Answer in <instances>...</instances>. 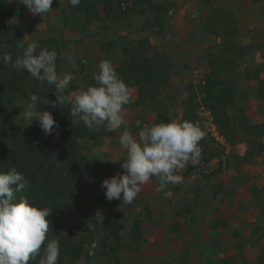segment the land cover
<instances>
[{
  "label": "rangeland",
  "instance_id": "rangeland-1",
  "mask_svg": "<svg viewBox=\"0 0 264 264\" xmlns=\"http://www.w3.org/2000/svg\"><path fill=\"white\" fill-rule=\"evenodd\" d=\"M157 1L169 6V11L162 16L161 31L151 27V12L146 11L141 15L128 12L125 3L121 9L112 12L105 10L106 6L98 2L96 8L101 14L100 19L84 24L80 15L69 11L67 0H53L50 12L42 16L30 13L17 0H8V11L1 18L21 31L20 43L36 41L42 48L57 52L58 74L62 77L64 73L71 72L75 77L65 91L66 102L72 93L95 84L93 76L98 72L101 61L108 60L113 67L116 66L124 59L122 46H130L140 37L149 38L155 52L198 54L199 62H204L207 51L221 41L218 42V37L201 29L210 4L220 5L234 14L241 31L236 36L237 41L251 44V49L244 54L264 56V0ZM67 55L74 56L77 68H73L66 59ZM242 60L239 59V65ZM20 92L13 99L0 96V114L6 116L9 122L26 129L30 122L23 121L21 117L30 96L29 86L23 85ZM192 92L193 88L188 81L174 90L166 87L157 104L160 112L167 111L171 120H180V114L185 110L183 100ZM138 109L133 102L125 106L126 111L135 114ZM228 111L231 118L235 119L236 109L231 107ZM149 112L155 115L152 110ZM140 122L143 123L142 120ZM141 123L140 127L143 126ZM125 124L134 136L140 130L136 119L131 122L125 120ZM195 124L199 126L198 122ZM91 130L103 133L101 143L95 145L91 141L82 140L80 147L88 157L97 158L108 170V173L100 175V179L123 172L120 163L126 153L118 140L124 126L112 133L106 132L103 127ZM243 140L236 136L228 143L233 146ZM200 146V162L189 163L180 172L182 183L170 184L173 187H166L161 194L156 191L158 182L154 185L152 178L142 186V191L133 203L123 204L115 200L123 243L118 252L119 264H264V186L260 191L258 189L262 181L260 178H252L251 185L240 191V204L237 202L234 206L231 202L234 197L231 189L223 191L222 183L220 188L215 186L218 185L216 180L221 175L220 171L235 167L239 160L237 154L231 151L229 157H223L222 150L206 134ZM190 173H194V181L186 179ZM229 173L227 180L238 174L232 171ZM222 191L229 194L228 201L221 196ZM135 220L139 221L141 238L132 242L129 234ZM189 244L199 245L197 249H201L199 252L196 249L187 250L192 263L180 257V254H184V246ZM100 248L99 242H95L85 255L67 257L65 264H112L115 254H100ZM159 250L161 259L144 260V254ZM197 253L203 258L197 257Z\"/></svg>",
  "mask_w": 264,
  "mask_h": 264
},
{
  "label": "trees",
  "instance_id": "trees-1",
  "mask_svg": "<svg viewBox=\"0 0 264 264\" xmlns=\"http://www.w3.org/2000/svg\"><path fill=\"white\" fill-rule=\"evenodd\" d=\"M7 2L0 0V56L8 52L15 59L22 53L19 47L22 44L21 31L1 18L8 11ZM98 2L106 6L105 10L112 12L121 9L123 3L128 7V12L141 15L149 11L152 14L150 25L159 31L162 16L169 11L168 5H162L157 0H81L76 7L69 5L67 0L66 6L69 11L80 15L84 24H89L101 17L96 8ZM201 29L221 40L206 53L209 70L205 75L203 102L211 110L220 132L228 142L239 136L249 142L246 156L259 155L264 149V122L250 123L244 108L239 107L236 108L234 128L228 109L236 105L237 89L232 79L222 76L224 72L235 69L237 57L248 52L251 44L237 41V20L231 11L220 5H209ZM122 52L124 59L114 68L126 84L136 87L134 106L152 110L155 113L153 123L171 120L167 111L160 112L157 106L163 90L170 85L172 64L167 53L153 51L147 37L138 38L130 46H122ZM261 73L264 74V61L245 75L258 79L259 97L263 100L264 79L259 78ZM26 84L30 95H38L42 103L45 99H56L54 86L45 84L41 88L29 73L16 71L0 60L1 97H18ZM183 105L185 111L180 121L198 122L194 93L183 100ZM41 108L52 112L59 124V128L54 130L58 135L45 137L36 121L22 129L0 114V171L15 167L25 176L26 188L16 194L17 199L26 197L31 203L51 208L47 239L59 241L58 264H65L67 257L85 255L95 242H99L100 254H115L112 264H119L118 252L123 245L119 212L115 199L107 201L101 188L100 175L108 173V170L97 158L88 157L80 147L82 140L100 144L103 133L85 127L82 122L73 125L67 102L62 105V109L59 106L52 109L49 104H42ZM139 227V221L135 220L129 234L132 242L141 238ZM38 259L30 261V264H38Z\"/></svg>",
  "mask_w": 264,
  "mask_h": 264
},
{
  "label": "clouds",
  "instance_id": "clouds-1",
  "mask_svg": "<svg viewBox=\"0 0 264 264\" xmlns=\"http://www.w3.org/2000/svg\"><path fill=\"white\" fill-rule=\"evenodd\" d=\"M11 2V0H9ZM81 0H68L72 7ZM30 13L43 15L52 9L53 0H17ZM22 53L15 59L11 53H4L0 60L16 71H26L39 86H54L55 100H44L36 94L28 97L21 119L36 121L45 137L58 135V122L52 112L42 109L49 104L52 109L66 102L65 91L74 80L71 72L61 77L57 72V52L42 48L38 42L20 44ZM66 59L77 68L73 55ZM94 85L67 97L68 114L73 125L83 123L89 129L103 127L112 133L121 129L119 145L125 151L120 167L123 172L106 177L101 181L105 199L119 200L131 204L142 191V186L155 177L159 181L156 191H164L171 184L183 182L180 174L189 163L198 164L202 157L200 142L205 132L189 121L169 120L167 122L144 124L134 136L125 124V106L133 102L130 86L118 74L112 63L103 60L94 73ZM112 160V159H108ZM120 160V159H118ZM26 178L15 167L0 171V264H30L39 257L38 264H58L60 244L57 239H47L50 229L51 208L31 203L28 198H16L26 188ZM47 241V242H46Z\"/></svg>",
  "mask_w": 264,
  "mask_h": 264
},
{
  "label": "crops",
  "instance_id": "crops-1",
  "mask_svg": "<svg viewBox=\"0 0 264 264\" xmlns=\"http://www.w3.org/2000/svg\"><path fill=\"white\" fill-rule=\"evenodd\" d=\"M240 32L241 31L239 28V34ZM236 39H238V37ZM167 55L172 64L171 73H170V85H169L170 89L174 90L175 87L179 88L185 83V81H188V83L191 84V88H193L192 93H195V86L193 84L192 75H193L194 70H199L205 77L206 73L209 70L208 63L206 61V54L204 56V62L203 61L199 62L198 54H167ZM240 58L241 59L243 58V60L241 64L239 65ZM236 61H237V65L234 70L227 71L222 74L224 78L232 79L235 83L237 91H236V98H235L236 105L234 106V108L235 109L239 107L244 108L245 113L250 123L264 122V99L262 100L259 97L258 79L247 77L245 75L246 73H251L253 69L255 68L254 67L251 69L250 66L252 65L255 66L258 63L263 62L264 56L262 57L260 54H242L239 57H237ZM186 76H188V79ZM259 78L264 79V74L261 73ZM130 88H132V98L134 99L136 98V95H137V89L136 87H130ZM149 111H150L149 109H141V108H139L136 111V114L134 112L126 111L125 120L127 122L134 121L135 119L136 121L142 120L143 123L140 122L141 125L148 124V122L150 124H153L155 120V115L151 114V112ZM184 111L185 110H183V112ZM142 115L146 116L148 120H146V118ZM138 116L143 117V118L141 119L137 118ZM182 116L183 114H180V120ZM236 117L235 119L231 118L232 124L235 127H236ZM247 147H248V144L244 140L241 143L232 146L231 150L237 154L239 160L236 163L234 168L226 170V171L224 170L220 171L221 175H219V177L216 180L218 181V185L215 186V188H220V185H221L220 183H222L223 191L231 189V195L234 196L231 202L233 203L234 206L235 204H237V202L238 204H240V200H239L240 191L241 189H245L251 185L252 178L254 177L260 178V180L262 181L260 186L258 187L259 191L261 190V187L264 186V149L260 151L259 155L249 157V156H246L245 154ZM230 171L234 173H238V174L234 176L233 179L227 180L229 179L227 175L230 174L229 173ZM187 176H186L187 180L189 181L195 180L194 173H190ZM155 182L159 183L157 178L153 177L154 185H155ZM172 187L173 186L170 187V184L167 186V188H172ZM223 191H222L221 196L226 198L228 201L229 194L227 192L223 193ZM163 192L165 191H161L160 193L162 194ZM195 192L196 191H194V193ZM197 247L199 248V245H196V244H189V245L184 246L182 250L184 251V254H180V257L186 260L187 262L192 263L191 256L187 253V250L194 251L196 249L199 252L201 249L198 250ZM158 252L156 251L154 253L144 254L143 255L145 257L144 260L161 259L162 258L161 251L159 250ZM196 256L200 257V259L203 258L201 256H198V253L196 254ZM182 263L184 262L182 261ZM219 264H223V263H219Z\"/></svg>",
  "mask_w": 264,
  "mask_h": 264
},
{
  "label": "built area",
  "instance_id": "built-area-1",
  "mask_svg": "<svg viewBox=\"0 0 264 264\" xmlns=\"http://www.w3.org/2000/svg\"><path fill=\"white\" fill-rule=\"evenodd\" d=\"M220 41V38H217ZM193 84L195 86L194 100L196 102L195 115L198 124L205 132L206 136L211 139L215 145L223 152V156L231 155L232 146L228 143L225 136L220 132L216 124L211 110L204 104L203 97L205 95L203 88L205 86V77L199 70L193 72Z\"/></svg>",
  "mask_w": 264,
  "mask_h": 264
}]
</instances>
